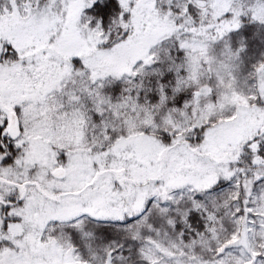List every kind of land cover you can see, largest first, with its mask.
<instances>
[{
  "label": "snow or ice",
  "instance_id": "6c2138e0",
  "mask_svg": "<svg viewBox=\"0 0 264 264\" xmlns=\"http://www.w3.org/2000/svg\"><path fill=\"white\" fill-rule=\"evenodd\" d=\"M0 264H264V0H0Z\"/></svg>",
  "mask_w": 264,
  "mask_h": 264
}]
</instances>
